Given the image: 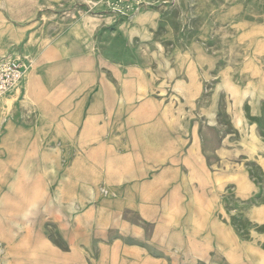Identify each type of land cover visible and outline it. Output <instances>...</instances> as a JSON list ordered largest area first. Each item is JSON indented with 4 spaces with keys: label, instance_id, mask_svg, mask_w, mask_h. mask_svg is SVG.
<instances>
[{
    "label": "rangeland",
    "instance_id": "rangeland-1",
    "mask_svg": "<svg viewBox=\"0 0 264 264\" xmlns=\"http://www.w3.org/2000/svg\"><path fill=\"white\" fill-rule=\"evenodd\" d=\"M1 2L0 264H264V0Z\"/></svg>",
    "mask_w": 264,
    "mask_h": 264
},
{
    "label": "built area",
    "instance_id": "built-area-1",
    "mask_svg": "<svg viewBox=\"0 0 264 264\" xmlns=\"http://www.w3.org/2000/svg\"><path fill=\"white\" fill-rule=\"evenodd\" d=\"M27 64L13 53L0 55V95L15 88L21 81Z\"/></svg>",
    "mask_w": 264,
    "mask_h": 264
},
{
    "label": "crops",
    "instance_id": "crops-1",
    "mask_svg": "<svg viewBox=\"0 0 264 264\" xmlns=\"http://www.w3.org/2000/svg\"><path fill=\"white\" fill-rule=\"evenodd\" d=\"M0 6H4V3L3 2H1L0 3ZM70 12H73L74 13V15L76 14V11H70ZM2 35V36H1ZM0 35V42L1 43H7L9 40V38H12V37H14L13 35H11V36H6V35H3V34H1ZM17 37V35H15V38ZM30 56V55H29ZM28 55H26V57H28L29 59L31 58V56L29 57ZM39 69V67L38 66H34V67H32V69L29 71V73H28V77H27V81H26V85L28 86V88H30L32 85H34L35 84V82H36V78H35V76H36V71ZM29 94V93H28ZM3 102H4V99H0V106H2L3 105ZM2 104V105H1ZM5 119H6V115H2L1 116V118H0V128H1V125L4 123V121H5ZM1 132V131H0Z\"/></svg>",
    "mask_w": 264,
    "mask_h": 264
},
{
    "label": "bare ground",
    "instance_id": "bare-ground-1",
    "mask_svg": "<svg viewBox=\"0 0 264 264\" xmlns=\"http://www.w3.org/2000/svg\"><path fill=\"white\" fill-rule=\"evenodd\" d=\"M140 17H141V13L138 12L135 18H136V19H139ZM29 57H30V56H29ZM0 98H2V97H0Z\"/></svg>",
    "mask_w": 264,
    "mask_h": 264
}]
</instances>
